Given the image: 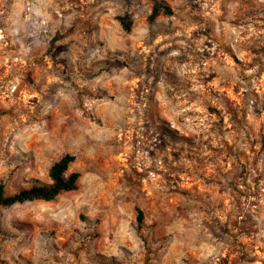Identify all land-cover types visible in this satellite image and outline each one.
Wrapping results in <instances>:
<instances>
[{"label":"rangeland","instance_id":"374dc122","mask_svg":"<svg viewBox=\"0 0 264 264\" xmlns=\"http://www.w3.org/2000/svg\"><path fill=\"white\" fill-rule=\"evenodd\" d=\"M160 1L0 0V264H264V0Z\"/></svg>","mask_w":264,"mask_h":264},{"label":"trees","instance_id":"16d2710c","mask_svg":"<svg viewBox=\"0 0 264 264\" xmlns=\"http://www.w3.org/2000/svg\"><path fill=\"white\" fill-rule=\"evenodd\" d=\"M151 1L152 11L148 18L150 23H155L161 16L172 17L174 15L171 6L160 0ZM118 21L126 32L132 30L133 23L129 16L118 17ZM74 161L75 157L67 154L54 163L49 170V184L35 185L14 195H7L5 186L0 185V207L9 208L34 201L53 202L63 193L77 191L81 174L78 172L69 174L70 166ZM143 217V212L139 210L140 223Z\"/></svg>","mask_w":264,"mask_h":264}]
</instances>
